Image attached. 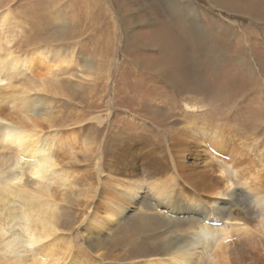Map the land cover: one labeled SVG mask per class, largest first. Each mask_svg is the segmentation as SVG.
<instances>
[{
	"label": "rangeland",
	"instance_id": "obj_1",
	"mask_svg": "<svg viewBox=\"0 0 264 264\" xmlns=\"http://www.w3.org/2000/svg\"><path fill=\"white\" fill-rule=\"evenodd\" d=\"M171 2L179 8L187 9L184 12L194 15L206 32L204 34L211 39L210 45L216 44V48H220V60H216L215 69L206 70L202 75L206 85L203 92H199L198 86L193 82L178 76L173 69V48L183 47L178 38L181 35L178 33L179 29L169 27L173 22L160 0H0V26L6 25L0 29V43L6 53L23 61L35 59L33 54L36 50L46 51V48H49L51 51L57 48L62 57L66 56L71 61L70 64H62L59 69L53 68L46 77L47 86L54 89L47 92L51 100V110L45 107L48 110L46 112L49 114L47 118L50 125L32 118L43 130V138H75L73 149L67 148L66 143L59 151L65 161L58 170L67 172V176L70 175L71 178L76 177L79 187L69 191L64 186H49V191L59 203L57 218H60L57 221L60 227L55 236L70 243L71 264H136L140 262L136 259L137 256L147 253L154 239L176 236L175 233L163 235L150 225H141L144 220L152 218L174 220L163 207L155 206L146 190L142 192V195L148 198L146 206L141 207L132 201L125 203L120 223L117 224V217H114L110 230H102L99 234L86 222V218L92 216V208L84 214L81 206H74L84 200L83 197H76L78 192L82 194L85 189L80 187L82 175L92 176L96 172L90 182L96 181L99 184L109 181L104 172V164L106 159L111 162L107 152L110 150L111 136L114 134L123 135L121 141H126L125 136L142 135V139L148 142L146 150H154L158 146L168 151L167 133L171 134L174 122H182L184 117H193L196 126L204 120L209 130L215 125H220L226 151L217 150L216 143L213 144L208 137L188 134L193 152L184 160L186 165L200 172L209 169L207 165L211 160L222 162L225 176L222 177L217 172L213 177L222 178L228 186L225 194L238 196L232 218L240 216L239 207L242 209L246 205L251 206L252 191L264 195V0ZM157 14L161 17L156 16ZM148 18H153L156 24L147 26ZM6 37L8 38L5 40ZM133 41L159 43L163 45L164 52L158 54V51L152 49H135ZM176 42V46H173ZM182 51L188 53L187 49L182 48ZM238 51L251 68V80H246L245 73L238 69L239 64L233 62ZM158 59L164 63L157 67L167 68L168 72L184 81L175 78V87L142 71V66L155 65L154 62ZM44 61L56 65L50 57ZM35 63L37 66L38 60L35 59ZM11 73L8 75V81L0 82V110L4 111L6 116L14 114L12 105H15V99H18L17 91L29 88L32 83L37 84L36 80L40 74L34 69L24 71L22 68L17 69L14 74ZM9 88L15 89L16 92ZM36 95L43 96L37 91L30 93L32 98ZM10 96L15 98L11 100ZM185 105L193 109L187 110ZM153 110L160 112V120L164 113L170 118L164 122L155 120L152 118ZM2 123L4 122L0 125H3ZM90 127L93 128L92 131H88ZM96 132L97 144L91 148L95 149L100 158L104 152L103 157L106 159L102 161L103 168L98 166L100 164L96 165L98 157L92 160L89 156L91 153L85 151L88 143L86 139H92ZM13 155L12 150H0V173L6 170V160ZM22 182L26 189L35 188L34 180L27 175L23 177ZM143 182L146 183L145 180ZM191 183L194 184L195 194L207 203L208 209L222 208L221 202L226 200V197L210 195L200 181ZM247 187L250 188V193L244 195L249 192ZM64 194L70 197L71 204L60 202ZM93 202L99 210V218L104 217L102 197H96ZM64 209L69 212V216ZM226 209L222 211L225 212ZM231 217L208 215L207 224L214 223L215 228H229L233 234H239L236 226H241L242 222L231 220ZM257 219L260 220L261 217L258 216ZM108 221L103 223V227L111 224V219ZM257 221L248 223L247 228L254 229ZM18 231V226L13 225L11 232ZM96 238L101 239L103 250L97 254L90 253L86 243L90 240L94 243ZM51 242L48 240L43 244ZM56 246L61 249L60 245ZM238 249L239 255L248 264V254L264 250V237L257 235L247 243L245 241L241 247L238 246ZM31 250V247L21 248L17 255L30 262L31 258H34ZM190 252L199 253L200 249L196 248Z\"/></svg>",
	"mask_w": 264,
	"mask_h": 264
},
{
	"label": "bare ground",
	"instance_id": "obj_2",
	"mask_svg": "<svg viewBox=\"0 0 264 264\" xmlns=\"http://www.w3.org/2000/svg\"><path fill=\"white\" fill-rule=\"evenodd\" d=\"M160 1L166 8V14L172 19L173 23L169 27L174 26L179 29L178 33L181 35L178 38L182 42L183 47H172L173 51H175L173 54L174 60H171L174 63L173 69L178 73V76L182 79L185 78L188 82H193L198 86V91L203 92L206 85L202 75L206 70L215 69L214 65L216 64V60L219 59L220 48H216V44L210 45L212 43L211 39L204 34L206 32H204L197 18L190 12H184L187 9L179 8L171 0ZM156 16L161 17L158 14ZM155 24L156 22L153 18H148L146 21L147 26ZM3 26L6 27V25L2 24L0 29ZM7 29L9 30L10 28ZM124 38L127 39V36L124 35ZM166 38L169 39V37ZM177 43H174L173 46H176ZM133 45L135 49L139 50L147 48L158 51V54L164 52L163 45L159 43L152 44L145 43V41H133ZM1 47L0 43V82L8 81L9 73L12 72L11 74H14L19 68H22L24 71L34 69L40 74L36 80L37 84L33 85L32 83L29 88L17 91L16 95L18 99H15L16 104L12 105L13 116H6L3 113L4 111L0 110V123H6L0 125V150L8 149L14 151V155L6 160V170L0 173V264H71L69 260L72 251L70 243L64 242V238L62 237L58 238L55 236L60 227L58 225L59 221H57L60 218H57L59 203L56 201L55 195L49 191V188L53 184H56L58 187L64 186L69 191L79 187L76 177L73 176L71 178L70 175L67 176V172L58 170V167L63 166L65 161L59 155V151H61V148L66 143L68 144L67 148L71 147L73 149L75 138L73 137L70 140L69 137L63 136L58 138L56 136L43 138V130L32 119L35 118L36 120H40V122L49 124L50 120L47 118L49 114H47L46 111L48 110L45 107L51 110V107H49L51 100L48 98L47 92H52L54 89L47 86L46 77L49 76L53 68L59 69L62 64H70L71 61L66 56L62 57L57 48H53L51 51L49 48H46V51L36 50L34 52L33 55L38 60V65L36 66L35 59L31 58L21 61L19 60L20 58H16L17 56L14 58L10 53H6ZM168 48H170V45ZM182 48L187 49L188 53H184ZM240 51L237 52V58L235 57L236 60H233V62L239 64L238 69L245 73L246 80H251L253 77L251 68L245 62L244 57L242 58ZM48 57L53 59V62L57 66L53 64V67L49 62L46 63L44 59ZM162 62L158 59V61L154 62L155 65L147 64L142 66V71L152 76V78H160L166 81L167 84L176 87V80L182 79L172 75V73L168 72L167 68L163 69L161 67L160 69L157 67ZM198 77L199 79L197 80ZM175 78L177 79L175 80ZM9 89L16 92L13 88ZM33 91H37V93L43 96L36 95L32 98L30 93ZM10 98L13 100L15 97L10 96ZM185 109L190 110L193 108L185 105ZM154 110L152 111V118L160 120L158 119L161 116L160 112ZM15 112L18 114L16 115ZM22 113L24 116H20ZM169 118L170 116L164 113L160 121L164 122ZM188 119L184 117L182 122L176 121L173 123L171 134L167 133L169 135L167 138L168 151H164L162 147L158 146V150L157 148L146 150L148 142L145 141L146 139H142V135H136L135 137L125 136L126 141H121L123 135L114 134L111 136V146L109 152H107V155L111 157L110 162L105 156L103 157L104 152L100 158L95 149L91 148L97 144V132L92 139H86L88 143L85 151L91 153L89 154L90 159L95 160L98 157L96 165L100 164L98 165L99 167H102L103 159L107 160L106 164H104V172L108 175L106 176L109 181H106V183L100 182L101 184L99 183V185L96 181L90 182L96 172L92 176L82 175L81 182L79 181L81 183L80 187H84L85 189L82 190V194L78 192L76 197H83L84 200L79 205H76L74 202V206H81L84 214L92 208V216L90 215V217L86 218L87 221L84 220L90 228H95V233L99 234L102 230H110V226L114 223L112 221L114 217H117V224L120 223L125 211V203L134 202V204L141 207L146 206V199L148 198L142 195V192L146 190L145 192L152 197L150 199H152L155 206L163 207L174 220L152 218L151 220H144L141 225H150L163 235L175 233L176 236L168 239L161 237L154 239L150 250L141 256H137L136 259L140 262L136 264H246V261L239 255L238 246L241 247L245 241L247 243L248 240L256 238L257 235L264 237V231H262L264 230V195L254 192L255 190L252 191L251 194L253 196L250 198V205L252 206L253 204V206L246 205L242 209L239 207L241 210L240 216L232 218L231 216L235 212V207L238 203V196L235 194H225L228 186L224 184L222 178L213 177L217 172L222 177L225 176L222 162L219 161L217 164L211 160L210 164L207 165L209 169L197 172L195 169L192 170L191 166H187L186 161H184L193 152L191 151L193 145L188 141L190 140L188 134H191L189 136L201 135L203 138L208 137L213 144L216 143L217 150L226 151L225 146H223L225 139L222 134V126L215 125L213 129L209 130L204 120L196 126L193 117L192 119ZM92 129L90 127L88 131H92ZM213 149L215 150L216 148L213 147ZM20 165L22 167H19ZM26 175L35 182L33 190L26 189L22 184L23 177ZM194 180L202 182L205 190L209 191L210 195L227 198L221 202V209H208L206 207L207 203H204L199 195L195 194L194 184L191 183V181L197 182ZM216 181H221V183ZM186 186L191 192H189ZM245 186L247 185L245 184ZM247 191L249 192H246L244 195L250 193L249 187H247ZM99 196L103 199L102 206L104 207V217H100L101 219L97 215L99 210L93 202ZM245 197L248 198V196ZM70 201V197L65 194L60 199L61 203H66L67 205L71 204ZM202 204L205 206H202ZM225 208L227 209L223 212L222 210ZM65 211L68 215L69 212ZM215 214L221 215L223 218H227L228 216L232 218L231 220L241 221L242 225L236 226L238 227L237 231H239V234H233L229 228H215L214 223L207 224L208 215ZM258 216L261 217L260 220L257 219ZM110 219L111 224L109 223L108 227L105 225L103 227V223H107ZM255 221L257 222L254 229L247 228L248 223ZM98 222H100L99 225L97 224ZM13 225L18 226L19 231L17 233L11 232ZM48 240L52 242L50 244H43V242ZM100 240L96 238L94 243L92 240L87 242L88 252L97 254V252L102 251L103 247ZM56 245H60L61 249L57 248ZM27 247L32 248L31 252L34 256L30 262L17 255L19 249ZM196 248L200 249L199 253L190 252ZM248 257V264H264V250L262 249L258 250V252L256 251L254 254H248Z\"/></svg>",
	"mask_w": 264,
	"mask_h": 264
}]
</instances>
